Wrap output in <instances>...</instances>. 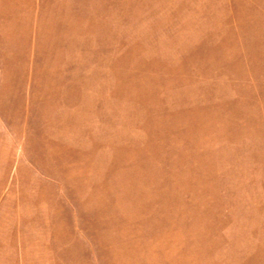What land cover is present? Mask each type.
Wrapping results in <instances>:
<instances>
[{"label":"rangeland","instance_id":"rangeland-1","mask_svg":"<svg viewBox=\"0 0 264 264\" xmlns=\"http://www.w3.org/2000/svg\"><path fill=\"white\" fill-rule=\"evenodd\" d=\"M0 264H264V0H0Z\"/></svg>","mask_w":264,"mask_h":264}]
</instances>
